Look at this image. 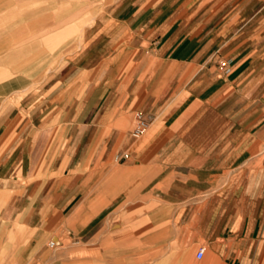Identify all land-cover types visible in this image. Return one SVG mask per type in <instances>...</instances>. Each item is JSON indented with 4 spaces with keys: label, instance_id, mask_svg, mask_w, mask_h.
<instances>
[{
    "label": "crops",
    "instance_id": "crops-1",
    "mask_svg": "<svg viewBox=\"0 0 264 264\" xmlns=\"http://www.w3.org/2000/svg\"><path fill=\"white\" fill-rule=\"evenodd\" d=\"M20 77L0 82V264L264 250V0H103L55 73Z\"/></svg>",
    "mask_w": 264,
    "mask_h": 264
},
{
    "label": "rangeland",
    "instance_id": "rangeland-1",
    "mask_svg": "<svg viewBox=\"0 0 264 264\" xmlns=\"http://www.w3.org/2000/svg\"><path fill=\"white\" fill-rule=\"evenodd\" d=\"M102 4L103 0H0V48L9 42L23 49L17 60L9 58L2 61L11 48L0 53V74L7 76L0 82L22 76L24 86L40 85L61 67L67 53L80 42L81 35L100 14ZM53 6L55 9H52ZM49 36H53L54 40L50 41ZM39 50L50 56L48 65L41 62L34 72L15 73V67L22 66L29 55ZM179 253L185 257V252ZM158 255L166 256L169 262L174 258L175 251L152 252L153 258ZM249 255V264L254 258L258 259V264H263L264 250L252 251ZM244 256L245 253L243 262ZM214 262V257L207 252L205 258L196 261V264Z\"/></svg>",
    "mask_w": 264,
    "mask_h": 264
},
{
    "label": "bare ground",
    "instance_id": "bare-ground-1",
    "mask_svg": "<svg viewBox=\"0 0 264 264\" xmlns=\"http://www.w3.org/2000/svg\"><path fill=\"white\" fill-rule=\"evenodd\" d=\"M52 9H55V6H53ZM49 37H50L49 38L50 41L54 40L53 36H49ZM9 48H11V51H10L9 54H7L5 56V58H3V60H2L3 62H5V60H8L9 58H14V60H17L18 57L20 56L21 52L23 51V49H21L19 46H14V45H12V44H10L8 42L2 48H0V53L4 52V51H7ZM38 49H36V50H38ZM25 61L26 62L24 64H22V66L15 67V73H23V74H25V73H28V72H34L36 69H38L39 64L41 62H45V65H48V63L50 62V56L46 55L44 53V51H40L39 50V51H36L34 54L29 55V57ZM41 66H42V64H41ZM41 68H43V67H41ZM6 77H7L6 74H0V79L1 80L5 79Z\"/></svg>",
    "mask_w": 264,
    "mask_h": 264
},
{
    "label": "built area",
    "instance_id": "built-area-1",
    "mask_svg": "<svg viewBox=\"0 0 264 264\" xmlns=\"http://www.w3.org/2000/svg\"><path fill=\"white\" fill-rule=\"evenodd\" d=\"M135 121H136V127L134 130V136L140 137L147 131L151 124V118L144 117L142 114L138 113L135 115ZM51 247H57V243L55 241L50 243ZM197 258L199 260H202L204 258V251L199 250L197 253Z\"/></svg>",
    "mask_w": 264,
    "mask_h": 264
}]
</instances>
